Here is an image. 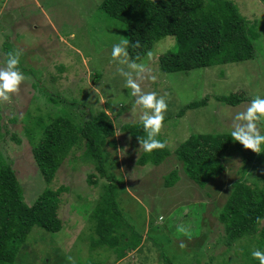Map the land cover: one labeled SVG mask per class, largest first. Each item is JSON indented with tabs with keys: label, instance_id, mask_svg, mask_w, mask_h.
<instances>
[{
	"label": "rangeland",
	"instance_id": "rangeland-1",
	"mask_svg": "<svg viewBox=\"0 0 264 264\" xmlns=\"http://www.w3.org/2000/svg\"><path fill=\"white\" fill-rule=\"evenodd\" d=\"M232 1L241 16L250 23H258L260 36L254 45L257 51L259 46L262 51L255 59L192 70L187 74L165 75L160 72L157 59L172 51L174 46L172 38H165L139 62L152 68L157 75L155 81H141V87L155 90L160 95L167 94V120L159 134L166 139V146L172 152L192 134L229 133L232 116L244 110L255 96H264V0ZM101 2L0 0V66L4 65L5 57L1 46L7 41L11 48L21 52L20 63L30 72L12 102L0 104V151L8 157L27 205L33 204L46 189H68L59 197L61 230L49 234L34 228L20 248L17 264H113L117 256L114 249L91 248L92 235L88 233V227L101 181L96 187L86 182L94 171L92 165L80 160L82 150L68 155L56 172L55 181L48 186L33 162L31 147L21 134L20 122L27 111L36 117L39 114L37 108L52 107L37 98L33 101L35 91L28 83L30 77L37 81L43 79L40 84L47 92L57 91L60 95L65 92L75 99L81 98L78 91L81 87L87 93V104L104 110L110 119H114L115 112L120 110L116 109V104L131 106L130 112L120 116V124L141 122V110L133 103L131 90L118 72L119 68L126 69V65H120L111 57L113 44L126 39V30L120 22L99 10ZM96 73L101 75L99 83H95ZM230 94H243L250 100L237 107L225 106L215 100ZM206 97L205 106L189 110L180 118L177 116L183 106ZM108 102L111 103L109 106ZM13 116L18 122L8 125L7 119ZM261 131L264 132V127ZM14 132L20 136L19 146L11 139ZM114 140L116 148L107 150L111 163L118 164H115L114 174L120 176V185L128 195L122 197L121 210L143 240L138 250L127 251L116 264H181L188 262L185 255H199L200 245L214 257H227L223 246H213L222 233L217 210L225 203L236 181L264 185V156L259 164L253 162L258 165L256 170L241 176L238 174L242 164L239 155H226L223 159L225 172L201 189L184 175L174 155L158 167H141L137 160L142 149L131 145L118 127ZM173 170H177L180 179L172 190H166L163 177ZM193 203L203 205L200 223V212L196 213L198 208L192 207ZM180 225L185 227L184 233L177 231Z\"/></svg>",
	"mask_w": 264,
	"mask_h": 264
},
{
	"label": "trees",
	"instance_id": "trees-1",
	"mask_svg": "<svg viewBox=\"0 0 264 264\" xmlns=\"http://www.w3.org/2000/svg\"><path fill=\"white\" fill-rule=\"evenodd\" d=\"M99 10L124 26L129 41V57L135 58L138 63L157 42L172 38V51L157 59L158 68L165 75L240 64L255 59L262 51L260 46L257 51L254 45L260 36L257 33L258 23H250L241 16L232 0H102ZM137 42L139 47L134 46ZM1 49L5 52V62L7 53L14 49L7 41H3ZM19 68L25 76L29 75L22 63ZM94 78L95 83H99L101 75L96 73ZM29 79L28 83L35 91L33 101L37 98L52 105L48 109L37 108L39 114L36 117L27 111L20 120L21 134L31 147L33 162L49 186L55 181V174L68 155L82 150L80 160L92 165L95 172L88 175L86 182L96 187L101 181L88 227V233L92 235L91 248L114 249L117 256L113 264H116L127 251L138 250L143 240L121 210L122 197L128 195L120 185V176L114 174L118 164L111 163L107 149L116 148V127L127 136L131 145L139 146L137 137L143 139L146 136L142 123L120 124V116L130 112L131 106L116 104V109L120 110L115 112L114 119H110L104 110L87 104V93L81 87L78 90L81 98L75 99L65 92L61 95L57 91L47 92L40 84L43 79ZM207 100L206 97L183 106L177 116L180 118L189 110L205 106ZM215 100L225 106L237 107L250 99L243 94H230ZM7 120L8 125L18 122L15 116ZM19 137L15 132L11 135L13 143L18 146L21 144ZM157 138L166 144V139L160 134ZM231 153H237L241 158L238 170L241 176L247 175L249 170H256L258 165L253 162L259 164L264 156L244 149L231 140L229 133H205L190 135L173 152L167 146L151 153L142 150L137 165L158 167L174 155L184 175L202 189L225 172L223 159ZM7 160L8 157L0 151V264H17L20 248L34 228L49 234L61 230L59 197L68 189H46L29 206ZM179 179L177 170L171 171L163 177V188L172 190ZM192 207L198 208L196 213L200 212L199 223L202 222L203 205L193 203ZM217 220L222 233L213 246H223L227 257H214L200 245V254L185 255L188 262L181 264H259L252 258L251 252L256 249L264 251V185L236 181L225 203L217 210Z\"/></svg>",
	"mask_w": 264,
	"mask_h": 264
},
{
	"label": "clouds",
	"instance_id": "clouds-1",
	"mask_svg": "<svg viewBox=\"0 0 264 264\" xmlns=\"http://www.w3.org/2000/svg\"><path fill=\"white\" fill-rule=\"evenodd\" d=\"M128 39L122 38L119 43H115L111 49V57L125 68H119L118 72L124 78V84L131 90L133 103L139 107L141 114L139 120L146 136L139 142V150L151 153L153 150H160L166 144L158 139V135L165 121V113L168 109L166 95H160L155 90H145L141 87V81H155L157 75L153 69L144 63H138L135 58H130L128 53ZM135 47H139L137 42ZM21 52L13 50L7 53V59L3 66H0V104H10L13 97L18 93L19 87L26 77L19 68L21 62ZM264 96L257 95L251 99L248 106L237 111L231 119L229 125V135L231 140L239 143L244 149L259 155L264 154ZM161 219H163L161 217ZM177 231H186L183 225L177 227ZM183 247V245H181ZM252 258L264 264V251L259 249L251 252ZM71 259V258H69Z\"/></svg>",
	"mask_w": 264,
	"mask_h": 264
}]
</instances>
